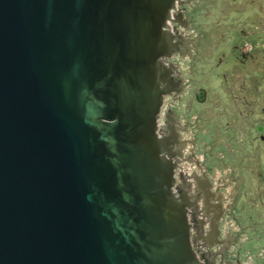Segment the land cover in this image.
Wrapping results in <instances>:
<instances>
[{"label":"water","instance_id":"1","mask_svg":"<svg viewBox=\"0 0 264 264\" xmlns=\"http://www.w3.org/2000/svg\"><path fill=\"white\" fill-rule=\"evenodd\" d=\"M178 2L0 0V264H203L159 126Z\"/></svg>","mask_w":264,"mask_h":264},{"label":"flooded vegetation","instance_id":"2","mask_svg":"<svg viewBox=\"0 0 264 264\" xmlns=\"http://www.w3.org/2000/svg\"><path fill=\"white\" fill-rule=\"evenodd\" d=\"M215 2L180 0L176 5L169 24L176 38V53L168 63L178 68L174 76L181 75L183 81L171 95L165 96L160 136L170 142L169 156L176 165L177 192L188 205L193 246L200 261L203 264H254L251 259L249 263L243 260L241 245L247 237H242L244 233L240 235L237 217H241L238 206L244 180L242 169L246 167L243 154L248 148L243 147L244 142L264 140V128L260 125L264 120V91L258 86L250 88L243 81L245 77L239 76L240 80L227 89L229 98L226 97L224 103L215 95L219 91L215 90L210 96L206 88L192 86L189 78L210 46L195 24V14ZM250 5L258 7L259 0H251ZM253 21L262 25L264 17ZM254 49L250 41L241 49L236 60L242 68L245 62H252V66L257 64L262 53L252 56ZM253 83L249 80V84ZM199 136H204L203 144ZM209 139L212 145H208ZM217 156L222 161L221 167L211 163L210 157ZM229 159H234L238 165H228Z\"/></svg>","mask_w":264,"mask_h":264},{"label":"rangeland","instance_id":"3","mask_svg":"<svg viewBox=\"0 0 264 264\" xmlns=\"http://www.w3.org/2000/svg\"><path fill=\"white\" fill-rule=\"evenodd\" d=\"M250 2L251 0H216L214 5L208 3L195 14V24L204 33L210 46L207 47L208 54L202 58L189 78L192 86L206 88L210 96L215 90L219 91L215 95H219L224 103L227 102L226 97L229 98L227 89L240 80L239 76L245 77L243 81L250 88L258 86L261 92L264 91V24L253 21L264 17V0H259L256 8ZM249 41L255 47L251 55L258 56V52L262 54L257 58L256 65L252 66L249 61L243 63L242 68L236 58L238 59L241 49ZM249 80L254 83L249 84ZM260 125L264 128V120ZM250 133L254 134V131L250 130ZM199 138L203 144L204 136ZM252 141L253 139L245 140L243 146L248 148L243 154L246 167H241L244 180L238 206L241 217L237 218L240 219V235L244 233L242 237H247L241 245L243 260L249 263L251 259L254 264H264V140ZM207 143L212 145L210 139ZM210 158L213 166H222L220 156ZM227 164L238 165L234 159L227 160Z\"/></svg>","mask_w":264,"mask_h":264},{"label":"built area","instance_id":"4","mask_svg":"<svg viewBox=\"0 0 264 264\" xmlns=\"http://www.w3.org/2000/svg\"><path fill=\"white\" fill-rule=\"evenodd\" d=\"M173 17V16H172ZM169 24H170V22H169Z\"/></svg>","mask_w":264,"mask_h":264}]
</instances>
